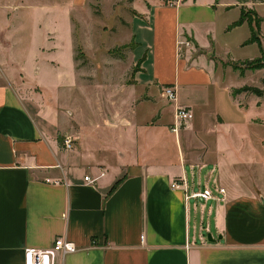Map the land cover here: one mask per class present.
I'll use <instances>...</instances> for the list:
<instances>
[{
	"label": "crops",
	"instance_id": "obj_1",
	"mask_svg": "<svg viewBox=\"0 0 264 264\" xmlns=\"http://www.w3.org/2000/svg\"><path fill=\"white\" fill-rule=\"evenodd\" d=\"M49 1L0 0V264L60 236L64 264H264V97L227 78L264 56V0H129L138 70L104 82L66 68L54 12L92 0ZM176 105L194 119L173 132Z\"/></svg>",
	"mask_w": 264,
	"mask_h": 264
},
{
	"label": "rangeland",
	"instance_id": "obj_2",
	"mask_svg": "<svg viewBox=\"0 0 264 264\" xmlns=\"http://www.w3.org/2000/svg\"><path fill=\"white\" fill-rule=\"evenodd\" d=\"M29 1L26 0V2ZM56 1L50 0L48 3L61 7L62 4ZM131 1L92 0L86 6L73 8L71 13L62 9L54 10L56 14H61L60 19L66 16V21L61 20V24L66 23V32L62 38V54L66 60V68H72L74 60H76L78 67L86 71V78L89 82L95 78L98 80L102 78L101 81L104 82L105 76H109L106 66L114 60H118L123 64L118 68L119 76L131 77L137 72L138 67L132 64V53L137 46L134 43L129 44L130 38L128 37V32H124L121 29L122 26L126 27V23L120 20V18H126L128 10L129 12L132 10L133 5ZM148 1L151 2V0ZM164 1L168 3L167 0ZM136 5L138 7L144 6V0H136ZM71 14L76 19L74 24L69 23V16ZM246 15L248 19L250 13L248 12ZM183 42L186 43V40ZM227 66H231L238 72L244 70V78H240L238 74H234L232 77L227 73V78L235 85L248 84L260 87L258 74L255 73L253 75L249 73V75H246L248 70H245L242 63H228ZM101 87L104 89L107 86L101 85ZM261 134L264 135V129L261 130ZM261 155L264 158V154Z\"/></svg>",
	"mask_w": 264,
	"mask_h": 264
},
{
	"label": "built area",
	"instance_id": "obj_3",
	"mask_svg": "<svg viewBox=\"0 0 264 264\" xmlns=\"http://www.w3.org/2000/svg\"><path fill=\"white\" fill-rule=\"evenodd\" d=\"M186 47H191L189 42L181 43ZM162 97L169 101L170 103H176L177 101V90L175 86H164L162 88ZM194 119V114L188 108L176 105L175 110V124L173 125V132H178L182 127L186 126L189 122ZM63 147L67 151L74 149V141L65 137L63 142ZM104 175V174H103ZM102 175V176H103ZM99 178L91 180V183H96ZM86 181H89V177L85 178ZM179 182H174L172 188H176ZM221 193L225 191L220 190ZM190 198H200L204 200H209L213 197V194L210 190H204L202 192H197L191 194ZM188 197V198H189ZM78 251V247L72 241L67 240L66 238L60 236L55 239L53 246L47 250H37V249H27L24 254V264H64V257L69 254H74Z\"/></svg>",
	"mask_w": 264,
	"mask_h": 264
},
{
	"label": "trees",
	"instance_id": "obj_4",
	"mask_svg": "<svg viewBox=\"0 0 264 264\" xmlns=\"http://www.w3.org/2000/svg\"><path fill=\"white\" fill-rule=\"evenodd\" d=\"M247 13H244V15L242 16V19L240 20V22H238L237 25L241 24L244 20L247 19ZM259 38L257 37V34L254 33V35L252 36V39L250 40L249 43H254V42H258ZM264 56L252 61H246L242 63V66L245 68V70H252V71H257V70H262L264 69ZM244 70L241 71V74L243 75ZM261 85L262 87H253V86H244L243 88H240L238 90L234 91V94H242V93H246V94H251V95H255L257 97H264V78L261 80Z\"/></svg>",
	"mask_w": 264,
	"mask_h": 264
},
{
	"label": "water",
	"instance_id": "obj_5",
	"mask_svg": "<svg viewBox=\"0 0 264 264\" xmlns=\"http://www.w3.org/2000/svg\"><path fill=\"white\" fill-rule=\"evenodd\" d=\"M209 239H210V236H209Z\"/></svg>",
	"mask_w": 264,
	"mask_h": 264
}]
</instances>
